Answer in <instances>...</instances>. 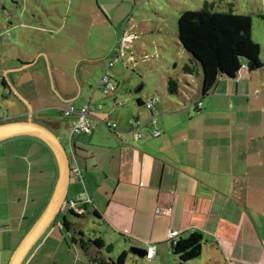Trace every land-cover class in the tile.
<instances>
[{
    "label": "crops",
    "instance_id": "obj_1",
    "mask_svg": "<svg viewBox=\"0 0 264 264\" xmlns=\"http://www.w3.org/2000/svg\"><path fill=\"white\" fill-rule=\"evenodd\" d=\"M109 20L116 44L107 53L85 48L64 57L63 39L70 44L83 37L75 31L62 35L67 23L63 19L56 31L50 26L30 27L53 37L46 35L49 42L28 55L27 61L3 70L6 88L17 101V120L32 116L37 123H47L45 127L65 143L69 157L65 202L41 239L53 224L58 225L60 213L68 216V202L73 201L85 208V215L98 214L95 218L105 229L100 238L106 244L124 239L132 248L154 246V257L145 258L150 262L163 251L173 255L174 241L168 234L175 231L179 232L176 241L195 232L204 236L200 257L208 256L204 264H264V122L256 121L253 112L245 111L240 103L247 96L240 77L234 81L221 78L207 97L202 96L201 82L196 94L185 89L182 96L165 95L152 110L146 104L155 99L138 98L132 106L129 96L127 102L120 101L123 98L116 89L108 98L99 97L108 107L91 111V132L72 135L76 117L65 119L62 110L82 109L93 104L96 92L102 93L97 85L90 86L91 94L87 89L89 71L105 72L109 61L118 57L120 62L123 48L134 46L124 28L120 45L118 30L123 21ZM188 77L192 76H187L185 86L193 88ZM189 93L193 96L187 97ZM87 96H91L89 102ZM153 116L158 137L151 136L154 127L148 125ZM133 119L148 125L140 130L144 137L130 129ZM109 122L118 125L117 132L105 127ZM6 142L0 155V184L4 186L0 192L6 198L5 202L0 199V237L16 235L12 242L19 246L48 206L59 168L55 156L38 140L22 137ZM11 250L14 254L15 249Z\"/></svg>",
    "mask_w": 264,
    "mask_h": 264
},
{
    "label": "rangeland",
    "instance_id": "obj_2",
    "mask_svg": "<svg viewBox=\"0 0 264 264\" xmlns=\"http://www.w3.org/2000/svg\"><path fill=\"white\" fill-rule=\"evenodd\" d=\"M205 3L212 5L214 12L232 11L236 15H246L252 19V37L261 46L260 59L264 65V0H0V117L6 122L16 121L18 117L16 103L14 104L16 100L3 84L4 80L7 81L6 74L3 73L4 68L27 61L28 55H34L33 51L39 50L49 42H46L47 36L53 37L51 33L47 35L34 32L30 27L43 29L50 26L56 31L59 27L57 23L63 19L67 20V23L63 24L62 35L75 31L83 37L81 41L75 38L76 42L70 44L63 39L66 49L63 56L66 58L70 51L85 48L90 51L109 52L116 44L115 40L112 43L110 36L111 33L115 35V31L114 28H109V19L123 21L121 29L118 30L120 45L124 28L125 35L133 37L134 46L123 48L120 62L111 68L112 81L123 98L120 101L127 102L128 96L133 100L132 106L137 105L138 98L146 102L151 99L160 101L168 95L167 81L171 78L178 82L181 93H186L187 89L196 94L202 78L195 75L188 77L193 88L185 86L187 76L183 74V68L190 64L191 57L180 45L178 20L187 11H200ZM52 34L55 35L54 32ZM103 73L104 71L99 73L96 68L89 71L87 89L90 94V86L95 88ZM9 77L13 80V75ZM239 77V83L244 82L247 86V96L244 102L240 103H244L245 111L253 112L256 121L264 122V66L253 73L243 69ZM101 96L104 95L96 92L93 104L97 107L101 105L105 110L108 105L100 100ZM107 96L104 98H108ZM190 96L193 94L189 93L187 97ZM90 97L87 96V102ZM258 110H263V113ZM5 144L0 146V155ZM63 144L65 146V143ZM3 188L0 184V190ZM2 198L4 193L0 192V199ZM5 200L6 198L3 199L4 202ZM65 210L67 213V209ZM67 214V219L72 224L70 231L64 227V213H60L57 218L58 225H52L24 264H95L92 259L116 261L124 251L128 253L125 264H182L174 260L171 251H163L155 262L147 261L146 257L141 258L133 254L132 247L126 246L124 239L119 243L111 242L114 247L111 254L106 250L99 251L92 245H87V250H83L80 240L87 242L100 238L105 230L102 222L90 214L80 218ZM15 236L8 234L0 237L4 238L0 243V264H7L12 254L11 249H17L16 242H12ZM74 239L76 242L72 243ZM140 249L146 251L142 247ZM207 259L206 255L203 259L199 258L188 264H204Z\"/></svg>",
    "mask_w": 264,
    "mask_h": 264
},
{
    "label": "trees",
    "instance_id": "obj_3",
    "mask_svg": "<svg viewBox=\"0 0 264 264\" xmlns=\"http://www.w3.org/2000/svg\"><path fill=\"white\" fill-rule=\"evenodd\" d=\"M177 33L180 45L191 57L190 64L183 68V74L202 78L201 93L204 97L214 90L221 78L236 80L243 69L253 73L264 66L260 59L261 46L252 37L253 21L246 15H236L232 11L214 12L212 5L205 3L200 11H187L179 17ZM3 84L6 88L5 81ZM167 92L170 96H182L179 84L173 78L167 81ZM3 121L0 117V123ZM32 139L38 140L50 151L41 140ZM68 213L77 218L85 216V213L78 215L73 210ZM93 214L94 217H99L97 213ZM64 222V227L69 232L72 224L66 216ZM1 230L0 227V235ZM83 237L81 233V238ZM75 242L76 239L72 240V243ZM80 242L83 250H87V245H92L99 251L106 250L111 254L114 248L113 245L106 244L102 238L87 242L81 239ZM203 243L204 236L195 232L175 243L172 242V253L182 264L192 263L201 257ZM127 257L128 253L124 251L116 261L92 259V262L125 264Z\"/></svg>",
    "mask_w": 264,
    "mask_h": 264
},
{
    "label": "water",
    "instance_id": "obj_4",
    "mask_svg": "<svg viewBox=\"0 0 264 264\" xmlns=\"http://www.w3.org/2000/svg\"><path fill=\"white\" fill-rule=\"evenodd\" d=\"M22 137L36 138L45 143L55 156L59 174L48 206H46L37 222L34 223L29 233L22 239L16 251L12 254L9 264H23L37 241L41 239L51 223L54 222L65 202L71 174L69 157L59 137L44 125L35 122L32 116H29L26 120L3 121L0 123V144ZM131 252L141 258L147 255V251L135 247L131 248Z\"/></svg>",
    "mask_w": 264,
    "mask_h": 264
},
{
    "label": "built area",
    "instance_id": "obj_5",
    "mask_svg": "<svg viewBox=\"0 0 264 264\" xmlns=\"http://www.w3.org/2000/svg\"><path fill=\"white\" fill-rule=\"evenodd\" d=\"M119 62V58H114L111 61H109L106 65L105 72L103 73L102 77L100 78L97 87L100 91H102L103 95L107 96L108 94H111L116 91L117 86L114 84L112 81V77L110 76L109 71L113 67L114 64ZM157 101V99L152 100L146 104V108L149 110H152L154 108V103ZM198 109L201 107V103H196ZM97 111L102 110V106H94L91 102L88 103L84 108L75 110L73 106L68 107L67 109H63L62 113L64 115V118H71L72 116L76 117V120L72 123L71 125V132L72 135H81L83 133H89L93 129V124L90 120V114L91 111L96 109ZM130 124V129L132 131L137 132V137L142 138L144 137V134L140 132L142 128H147L148 125H152L154 128L150 132L152 137H158L160 135V131L157 129V121L155 117L153 116L149 124L142 123L138 119H133L129 122ZM105 127L109 130L114 132H117L118 130V125L113 124L112 122L106 123ZM72 171L78 175L79 174V169L78 168H73ZM80 175V174H79ZM68 211H75L78 215H83L85 213V210L83 208H78L76 206V203L73 201L68 202ZM179 237V232L175 231H170L168 234V239L171 241L177 242L176 240ZM147 255L146 259L150 260L154 257L156 249L154 246H148L147 248Z\"/></svg>",
    "mask_w": 264,
    "mask_h": 264
}]
</instances>
